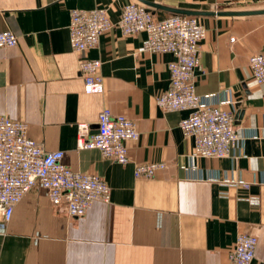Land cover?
I'll list each match as a JSON object with an SVG mask.
<instances>
[{"label":"crops","instance_id":"1","mask_svg":"<svg viewBox=\"0 0 264 264\" xmlns=\"http://www.w3.org/2000/svg\"><path fill=\"white\" fill-rule=\"evenodd\" d=\"M140 0H0V31L16 44L0 48V116L22 122L44 150H62L74 171L95 174L110 202L95 201L69 218L34 187L0 220V264H226L236 236L257 237L251 264H264V84L249 58L264 53V14L198 15L200 43L195 90L233 113L239 154L194 156L179 121L188 111H164L156 97L169 86L170 53L143 50L144 32L113 26L96 47L75 52L68 24L73 8L104 7L112 22ZM186 11L264 9V0H146ZM143 4V3H142ZM145 5V4H143ZM146 6V5H145ZM156 17L170 11L146 6ZM83 58L101 61L104 91L86 94ZM103 108L135 122L138 139L125 142L129 162L76 147L77 124L95 128ZM164 162L152 178H135V164ZM249 183L243 188L233 182Z\"/></svg>","mask_w":264,"mask_h":264},{"label":"built area","instance_id":"2","mask_svg":"<svg viewBox=\"0 0 264 264\" xmlns=\"http://www.w3.org/2000/svg\"><path fill=\"white\" fill-rule=\"evenodd\" d=\"M116 26L123 35L144 32L143 50L170 53L169 86L156 97L164 111H188L179 121L183 135L193 140V155L226 157L239 154L240 136L233 113L195 90L200 43L206 29L197 16L171 13L156 18L145 5L131 1L122 7L119 19L112 22L104 7L73 8L68 24L69 44L73 51L84 52L98 45L100 36ZM10 30L0 31V48L16 44ZM99 59L83 58L79 74L86 94L104 91ZM252 78L264 84V53L249 58ZM134 121L103 108L95 128L86 122L77 124L76 147L97 149L102 157L120 164L129 162L125 142L138 139ZM63 151H46L26 135L24 123L0 116V220L7 222L14 206L34 187H41L47 198L69 218L83 216L95 201L110 202V188L98 175L74 171L62 162ZM164 162L135 164V178H152L165 167ZM243 188L244 180L233 182ZM257 237L248 233L236 236L226 264H251Z\"/></svg>","mask_w":264,"mask_h":264},{"label":"water","instance_id":"3","mask_svg":"<svg viewBox=\"0 0 264 264\" xmlns=\"http://www.w3.org/2000/svg\"><path fill=\"white\" fill-rule=\"evenodd\" d=\"M143 4L149 7H154V8H160L164 9L167 11H170L171 13H181L185 15H253V14H264V9L260 10H245V11H186V10H180V9H175V8H169L165 7L159 4H155L146 0H140ZM148 9V8H147ZM149 10V9H148Z\"/></svg>","mask_w":264,"mask_h":264}]
</instances>
